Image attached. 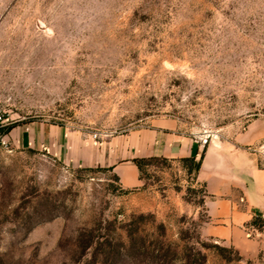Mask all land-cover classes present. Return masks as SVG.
Returning <instances> with one entry per match:
<instances>
[{"label":"rangeland","instance_id":"obj_1","mask_svg":"<svg viewBox=\"0 0 264 264\" xmlns=\"http://www.w3.org/2000/svg\"><path fill=\"white\" fill-rule=\"evenodd\" d=\"M0 106L14 128H60L70 157L171 123L264 167V0H0ZM9 140L0 264H155L142 246L157 264H264L201 235L189 160L145 158L123 194L110 167Z\"/></svg>","mask_w":264,"mask_h":264},{"label":"crops","instance_id":"obj_2","mask_svg":"<svg viewBox=\"0 0 264 264\" xmlns=\"http://www.w3.org/2000/svg\"><path fill=\"white\" fill-rule=\"evenodd\" d=\"M8 137L18 146L39 147L63 160L70 158L72 164L110 167L122 189L140 185L133 159L194 158L201 162L205 151L197 139L177 132L171 123L131 134L120 140L119 148L117 144L90 147L82 141L71 157L69 137L58 127L22 125ZM219 156L220 164L200 165L196 173L209 196L201 235L234 248L243 257L256 258L264 252V167L256 157L235 150H221Z\"/></svg>","mask_w":264,"mask_h":264},{"label":"trees","instance_id":"obj_3","mask_svg":"<svg viewBox=\"0 0 264 264\" xmlns=\"http://www.w3.org/2000/svg\"><path fill=\"white\" fill-rule=\"evenodd\" d=\"M14 127H12L9 131H11L12 129H13ZM194 158H191V159H185V160H189V161H191V162H193L194 163V169L196 170V171H198L199 170V168H200V161L199 162H195L194 160H193ZM145 160L146 159H133V160H131L132 161V163L137 167V169L138 170H140V167H141V165H142V163L143 162H145ZM119 189H120V192H122L123 194L124 193H126L128 190H124V189H122L121 187H119ZM93 244L91 243V242H88L86 245H84L83 246V251H86V250H88L91 246H92ZM203 245V244H202ZM204 247V246H203ZM142 248H143V246H142ZM142 248H140V251H143L146 255H147V257H149L148 259H151V261H154V263L155 264H157V263H160L162 260H161V256L159 255L158 256V254H154V252H152V253H146V252H148L147 250H145V249H143L142 250ZM218 249H220V250H223V248H218ZM95 250H97V247H96V249ZM139 251V252H140ZM139 254V253H138ZM141 254V253H140ZM104 258H108V260H109V257H111V252H108V253H104ZM116 256H119L120 257V254H119V252H117L116 251ZM197 256L198 257H200V260H201V264H203L204 263V256H202V254H200L199 252H197ZM88 264V263H87ZM187 264H189V262L187 263Z\"/></svg>","mask_w":264,"mask_h":264},{"label":"built area","instance_id":"obj_4","mask_svg":"<svg viewBox=\"0 0 264 264\" xmlns=\"http://www.w3.org/2000/svg\"><path fill=\"white\" fill-rule=\"evenodd\" d=\"M12 122L5 117L4 110L0 106V154L10 149L11 143L8 137Z\"/></svg>","mask_w":264,"mask_h":264},{"label":"water","instance_id":"obj_5","mask_svg":"<svg viewBox=\"0 0 264 264\" xmlns=\"http://www.w3.org/2000/svg\"><path fill=\"white\" fill-rule=\"evenodd\" d=\"M220 160L218 149L214 146H209L203 152L200 165L202 167H212V164H220Z\"/></svg>","mask_w":264,"mask_h":264}]
</instances>
